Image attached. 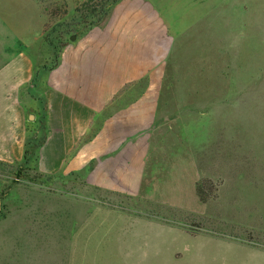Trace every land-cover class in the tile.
<instances>
[{
	"label": "crops",
	"instance_id": "obj_1",
	"mask_svg": "<svg viewBox=\"0 0 264 264\" xmlns=\"http://www.w3.org/2000/svg\"><path fill=\"white\" fill-rule=\"evenodd\" d=\"M9 2L0 0V159L21 161L20 94L34 76L28 48L38 29L25 35ZM49 74L52 161L47 169L43 152L41 169H62L117 94L143 81V92L104 116L66 170L86 169L88 183L125 195L140 194L161 166L212 176L192 147L203 144L206 121L210 132L218 124L211 115L224 113V141L210 132L207 139L224 145L226 221L264 234V0H117Z\"/></svg>",
	"mask_w": 264,
	"mask_h": 264
},
{
	"label": "rangeland",
	"instance_id": "obj_2",
	"mask_svg": "<svg viewBox=\"0 0 264 264\" xmlns=\"http://www.w3.org/2000/svg\"><path fill=\"white\" fill-rule=\"evenodd\" d=\"M9 1L11 20L25 28L24 34L34 27L38 32L28 48L34 76L20 94L29 159H0V264H264V234L226 221L224 145H209V121L201 123L203 144L192 148L197 166L212 176L198 179L195 170L187 175L165 165L151 169L140 194L125 195L88 183L86 169L66 170L104 116L143 92V81L117 94L62 169H41L43 152L47 169L52 161L53 143L45 148L49 73L67 45L99 24L117 0ZM214 116L218 124L210 134L224 141V113Z\"/></svg>",
	"mask_w": 264,
	"mask_h": 264
},
{
	"label": "trees",
	"instance_id": "obj_3",
	"mask_svg": "<svg viewBox=\"0 0 264 264\" xmlns=\"http://www.w3.org/2000/svg\"><path fill=\"white\" fill-rule=\"evenodd\" d=\"M29 144H30V143H27V144H26V152H25V158H26V159H29V157H28V156H29V149H30V148H29Z\"/></svg>",
	"mask_w": 264,
	"mask_h": 264
}]
</instances>
